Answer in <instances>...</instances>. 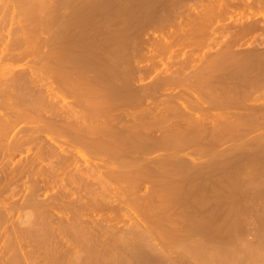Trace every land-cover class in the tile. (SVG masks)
<instances>
[{"label":"rangeland","instance_id":"1","mask_svg":"<svg viewBox=\"0 0 264 264\" xmlns=\"http://www.w3.org/2000/svg\"><path fill=\"white\" fill-rule=\"evenodd\" d=\"M18 1L0 264H264V0Z\"/></svg>","mask_w":264,"mask_h":264},{"label":"bare ground","instance_id":"2","mask_svg":"<svg viewBox=\"0 0 264 264\" xmlns=\"http://www.w3.org/2000/svg\"><path fill=\"white\" fill-rule=\"evenodd\" d=\"M8 1H10V0H7L6 3H8ZM23 1H24V3H25L26 0H19V1H18V2H19V5H20V4H21V6H22V5H25V4L23 3ZM27 1H28V0H27ZM30 1H31V0H29L28 2L30 3ZM36 1H38V0H36ZM36 1H35V2H36ZM4 2H5V0H3V3H4ZM33 2H34V1H33ZM35 2H34V3H35ZM39 2H41V0L38 1V3H39ZM43 2H44V1H43ZM46 2H47V1H46ZM46 2H44V3H46ZM65 2H66V1H65ZM83 2H84V1H83ZM6 3H5V4H6ZM12 3H13V2H12ZM14 3H17V1L14 2ZM29 3H28V4H29ZM36 3H37V2H36ZM38 3H37V4H38ZM44 3H43V4H44ZM67 3H68V2H67ZM70 3H71V2H70ZM70 3H69V4H70ZM77 3H78V2H77ZM86 3H87V2H86ZM1 4H2V1H1ZM26 4H27V2H26ZM39 4H40V3H39ZM39 4H38V5H39ZM88 4H89V2H88ZM8 5H9V3H8ZM8 5H7V7L10 6V5H9V6H8ZM19 5H18V6H19ZM29 5L34 6V7H31V6H30L31 8H33V12H34V9H37L38 7H41V6H42V5H41V6H40V5H39V6L37 5V7H36L35 4L33 5V3H32V4H29ZM44 5H45V4H44ZM80 5H81V4H80ZM82 5H83V3H82ZM25 6H26V5H25ZM77 6H78V4H77ZM85 6H86V5H85ZM87 6H88V5H87ZM0 7H1V5H0ZM10 7H12V6H10ZM16 7H17V6H16ZM19 7H20V6H19ZM19 7H18V8H19ZM30 7H29V8H30ZM22 8H23V7H22ZM25 8H26V7H24L23 9H25ZM29 8H28V9H29ZM75 8H76V7H75ZM79 8H80V6H79ZM86 8H87V7H86ZM98 8H100V7H98ZM38 9H40V8H38ZM14 10H15V9H14ZM18 10H19V9H18ZM22 11H23V10H22ZM16 12H17V11H16ZM24 12H25V11H24ZM24 12H23V13H24ZM28 12H29V11H28ZM36 12H37V11H36ZM31 13H32V12H31ZM31 13H30V14H31ZM19 14H20V13H19ZM25 14H26V13H25ZM30 14H29V15H30ZM36 14H37V13H36ZM29 15H28V16H29ZM21 16H24V15H21ZM31 16H32V14H31ZM31 16H30V17H31ZM34 16H35V15L33 14V17H34ZM19 17H20V16H19ZM33 17H32V18H33ZM21 18H23V17H21ZM21 18H20V19H21ZM24 18H25V17H24ZM20 19H19V20H20ZM29 19H30V18H29ZM23 20H24V19H23ZM20 22H21V20H20ZM255 256H257V255H255ZM255 259H256V257H255Z\"/></svg>","mask_w":264,"mask_h":264}]
</instances>
